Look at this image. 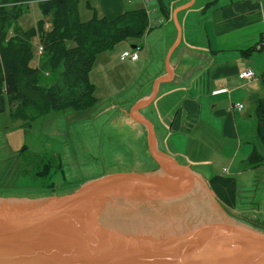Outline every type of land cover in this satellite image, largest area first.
<instances>
[{
    "label": "water",
    "instance_id": "95a60500",
    "mask_svg": "<svg viewBox=\"0 0 264 264\" xmlns=\"http://www.w3.org/2000/svg\"><path fill=\"white\" fill-rule=\"evenodd\" d=\"M192 74H164L131 108L147 133L156 168L117 172L71 193L0 198V264H264V207L235 213L210 192L188 159L163 145L148 111L163 91Z\"/></svg>",
    "mask_w": 264,
    "mask_h": 264
},
{
    "label": "crops",
    "instance_id": "0c3cea01",
    "mask_svg": "<svg viewBox=\"0 0 264 264\" xmlns=\"http://www.w3.org/2000/svg\"><path fill=\"white\" fill-rule=\"evenodd\" d=\"M161 1L166 15L160 13L156 4L152 6V0H98L96 7L88 4L95 17L98 14L97 18L107 21L126 11L142 9L147 14L148 29L140 37L144 39L137 48L133 47V53H122L136 54V60L129 59L139 75L138 91L133 102L123 109L124 118L133 122L134 114H129L132 106L150 94L155 81L165 73L192 74L189 80L178 83L164 79L163 91L149 109L148 117L157 132L164 134L168 155L175 159L188 156L194 164L206 163L198 169L210 187L221 200L230 199L234 204L238 192L235 178L224 176L228 173L226 168L223 172L224 167L214 169L213 150L223 142L229 149L233 145L226 144V140H238L236 154L242 152L243 166L247 159L244 158L252 151L241 146L239 139L251 124L256 127V101L264 97V0ZM154 28L158 30L151 32ZM246 69L254 71L253 79L238 78ZM237 103L242 104V109H231ZM6 110L9 113L7 106ZM134 132L139 140L135 145L142 154L146 139L149 149L147 133L142 125H135Z\"/></svg>",
    "mask_w": 264,
    "mask_h": 264
},
{
    "label": "rangeland",
    "instance_id": "374dc122",
    "mask_svg": "<svg viewBox=\"0 0 264 264\" xmlns=\"http://www.w3.org/2000/svg\"><path fill=\"white\" fill-rule=\"evenodd\" d=\"M152 3V6L157 5V0H152ZM88 4L96 7L98 0H78V14L82 22L94 16ZM6 12L12 14L7 37L32 32L27 40L32 49L29 66L31 70L38 71V86L51 85L56 74L47 72L49 57L46 52L38 55L37 48L41 44L39 26L42 25L44 32L52 29L43 18L37 2L29 0L17 5L9 4ZM157 30L154 28L151 32ZM143 39H125L111 51L97 57L89 73L95 98L90 108L51 112L45 109L43 94L37 89L28 93L33 105L28 108L27 115L16 118L9 116L8 110L0 114V198L62 196L103 175L147 172L157 167L150 155L147 139L142 143L140 154L141 150L135 145L139 143L134 132L135 125L123 115V109L135 99L139 75L135 66L130 65L129 57L121 59V55L124 51H136ZM253 119L255 123V116ZM254 127L251 124L247 132L244 128L246 134L239 139L240 145L256 148L264 156ZM236 142L238 140H226V144L233 145L231 148H225L223 142L213 150L214 169H228L224 176H234L238 190L234 204L230 199L221 200V203L227 204L235 213L259 217L258 211L264 207V165L245 169L241 163L242 152L236 154ZM234 153L235 161L231 164ZM50 155L53 157L49 159ZM53 158L57 161L54 162ZM48 159L54 168L58 163V171L51 174V182H48V173L51 172L50 169L47 172ZM208 187L210 192H214L209 184ZM215 197L218 196L215 194Z\"/></svg>",
    "mask_w": 264,
    "mask_h": 264
},
{
    "label": "trees",
    "instance_id": "16d2710c",
    "mask_svg": "<svg viewBox=\"0 0 264 264\" xmlns=\"http://www.w3.org/2000/svg\"><path fill=\"white\" fill-rule=\"evenodd\" d=\"M23 1L29 0H0V114L7 106L10 115L16 118L27 115L28 108L33 105L28 93L37 89L43 94L45 109L51 112L90 108L95 98L89 73L98 55L111 51L125 39L142 37L148 29L147 14L142 9L126 11L112 21L94 16L82 22L78 14V0H33L52 29L44 32L42 25L38 29L42 54L46 52L49 57L47 72L56 74L54 83L42 87L37 84L38 71L31 70L29 66L32 49L27 40L32 32L7 37L12 14L6 12V7ZM157 6L160 13L166 15L161 0H157ZM253 49L255 47L246 52ZM262 85L264 88V72ZM255 114L256 136L264 149V97L256 101ZM49 159L47 172L50 169L48 182H51V174L58 171V163L54 168ZM59 164L61 167V162ZM244 165L256 169L264 165V156L253 148Z\"/></svg>",
    "mask_w": 264,
    "mask_h": 264
},
{
    "label": "built area",
    "instance_id": "2783aa9c",
    "mask_svg": "<svg viewBox=\"0 0 264 264\" xmlns=\"http://www.w3.org/2000/svg\"><path fill=\"white\" fill-rule=\"evenodd\" d=\"M42 51H43L42 46H39L37 48L38 55H40L42 53ZM126 57H129L131 60H136L137 59L136 54H131L130 55L128 53H124L121 56L122 59L126 58ZM254 77H255V73L251 69H246V70H244V71H242V72H240L238 74V78L241 79V80H250V79H253ZM221 91H224V90H221ZM217 92H219V91H217ZM231 109L240 110V109H242V104H240V103L232 104ZM222 170H223V172H226L225 168H223Z\"/></svg>",
    "mask_w": 264,
    "mask_h": 264
}]
</instances>
